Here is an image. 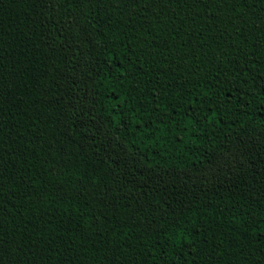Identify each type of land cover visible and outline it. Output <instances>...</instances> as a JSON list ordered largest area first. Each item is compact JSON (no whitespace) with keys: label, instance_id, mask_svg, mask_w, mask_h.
<instances>
[{"label":"trees","instance_id":"16d2710c","mask_svg":"<svg viewBox=\"0 0 264 264\" xmlns=\"http://www.w3.org/2000/svg\"><path fill=\"white\" fill-rule=\"evenodd\" d=\"M0 264H264V0H0Z\"/></svg>","mask_w":264,"mask_h":264}]
</instances>
